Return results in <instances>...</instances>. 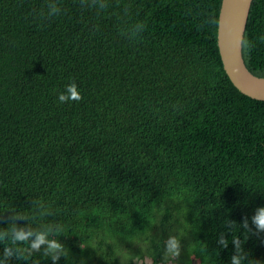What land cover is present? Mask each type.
Listing matches in <instances>:
<instances>
[{
  "label": "trees",
  "instance_id": "16d2710c",
  "mask_svg": "<svg viewBox=\"0 0 264 264\" xmlns=\"http://www.w3.org/2000/svg\"><path fill=\"white\" fill-rule=\"evenodd\" d=\"M57 2L48 17L49 0H0V227L9 210L56 226L70 253L60 264H230L227 222L251 225L264 205V100L223 68L221 0ZM243 41L264 77V0ZM72 81L82 98L61 103ZM236 234L264 261V233ZM9 264L52 261L40 251Z\"/></svg>",
  "mask_w": 264,
  "mask_h": 264
},
{
  "label": "clouds",
  "instance_id": "9594fccd",
  "mask_svg": "<svg viewBox=\"0 0 264 264\" xmlns=\"http://www.w3.org/2000/svg\"><path fill=\"white\" fill-rule=\"evenodd\" d=\"M60 12L61 8L57 0H49L46 16H55ZM139 27L143 31L146 26L141 24ZM239 42L244 43L243 39ZM81 98V92L74 81L67 83L63 90L58 93V100L61 103L78 101ZM9 211L11 213L10 221L6 227H0V244H3L2 251H0V264H9L12 258L17 259L21 253L25 258H30L34 252L43 251L44 255L51 259L52 264H60L61 257L68 258L70 256L69 249L56 236V226L35 227L24 215ZM18 218L24 219L26 223L18 224L16 222ZM250 219L251 225L248 217H245L240 224L235 221L227 222L225 231L231 232V242L234 246V250L229 257L230 264H264V261L251 257L244 247V241L236 234L241 227L244 229V234L246 233L245 239L249 234L264 233V205L256 207ZM217 243L220 248L228 247L229 238L224 232L219 234ZM16 245H22L23 247L18 248ZM181 251V241L176 236H170L165 244L166 254L170 258H178L181 256Z\"/></svg>",
  "mask_w": 264,
  "mask_h": 264
},
{
  "label": "water",
  "instance_id": "95a60500",
  "mask_svg": "<svg viewBox=\"0 0 264 264\" xmlns=\"http://www.w3.org/2000/svg\"><path fill=\"white\" fill-rule=\"evenodd\" d=\"M252 0H221L218 15L217 43L223 68L243 94L264 100V77L253 74L243 58L242 44Z\"/></svg>",
  "mask_w": 264,
  "mask_h": 264
},
{
  "label": "rangeland",
  "instance_id": "374dc122",
  "mask_svg": "<svg viewBox=\"0 0 264 264\" xmlns=\"http://www.w3.org/2000/svg\"><path fill=\"white\" fill-rule=\"evenodd\" d=\"M116 248H117L118 252H124L125 253L127 251L134 250L135 249V244L129 243V242L120 241L119 243H117V247Z\"/></svg>",
  "mask_w": 264,
  "mask_h": 264
}]
</instances>
